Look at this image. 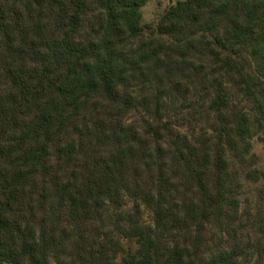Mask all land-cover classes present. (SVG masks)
Segmentation results:
<instances>
[{"label": "trees", "instance_id": "trees-1", "mask_svg": "<svg viewBox=\"0 0 264 264\" xmlns=\"http://www.w3.org/2000/svg\"><path fill=\"white\" fill-rule=\"evenodd\" d=\"M0 0V264H264V0Z\"/></svg>", "mask_w": 264, "mask_h": 264}, {"label": "rangeland", "instance_id": "rangeland-1", "mask_svg": "<svg viewBox=\"0 0 264 264\" xmlns=\"http://www.w3.org/2000/svg\"><path fill=\"white\" fill-rule=\"evenodd\" d=\"M175 0H148L140 8V25L145 32L154 29L156 20L163 9ZM253 151L258 156V162L264 166V144L261 141H254L252 144Z\"/></svg>", "mask_w": 264, "mask_h": 264}]
</instances>
